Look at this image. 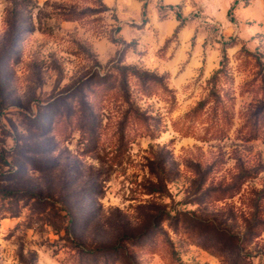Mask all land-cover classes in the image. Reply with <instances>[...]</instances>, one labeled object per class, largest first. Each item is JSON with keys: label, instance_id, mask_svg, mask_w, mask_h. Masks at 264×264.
<instances>
[{"label": "rangeland", "instance_id": "rangeland-1", "mask_svg": "<svg viewBox=\"0 0 264 264\" xmlns=\"http://www.w3.org/2000/svg\"><path fill=\"white\" fill-rule=\"evenodd\" d=\"M0 264H264V0H0Z\"/></svg>", "mask_w": 264, "mask_h": 264}, {"label": "trees", "instance_id": "trees-1", "mask_svg": "<svg viewBox=\"0 0 264 264\" xmlns=\"http://www.w3.org/2000/svg\"><path fill=\"white\" fill-rule=\"evenodd\" d=\"M236 3V1L234 2V4ZM230 10H232V8L230 9Z\"/></svg>", "mask_w": 264, "mask_h": 264}]
</instances>
